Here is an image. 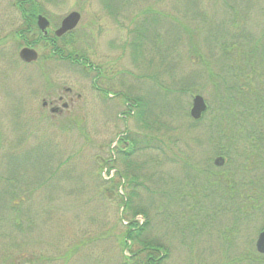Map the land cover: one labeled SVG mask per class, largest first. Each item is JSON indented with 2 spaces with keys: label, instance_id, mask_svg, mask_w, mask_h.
I'll list each match as a JSON object with an SVG mask.
<instances>
[{
  "label": "rangeland",
  "instance_id": "1",
  "mask_svg": "<svg viewBox=\"0 0 264 264\" xmlns=\"http://www.w3.org/2000/svg\"><path fill=\"white\" fill-rule=\"evenodd\" d=\"M43 7L55 27L81 13L73 40L105 68L111 86L99 85L114 97L98 94L82 68L50 62L42 46L35 64L22 62L12 0H0V264L23 256L32 264H138L144 242L164 249L161 264H249L242 256L256 252L264 205L243 221L215 207L208 172H229L240 187L246 161L234 156L217 167L210 130L232 105L226 87L243 51L264 47V0H47ZM56 87L60 95L72 89L80 117L45 115L43 100ZM196 95L209 105L198 122L190 116ZM124 97L145 102L148 125ZM132 140L134 156L124 158L119 149ZM119 174L122 185L112 188ZM259 175L264 169L245 171ZM129 198L143 212L135 221L148 224L128 248L131 211L122 201Z\"/></svg>",
  "mask_w": 264,
  "mask_h": 264
},
{
  "label": "trees",
  "instance_id": "2",
  "mask_svg": "<svg viewBox=\"0 0 264 264\" xmlns=\"http://www.w3.org/2000/svg\"><path fill=\"white\" fill-rule=\"evenodd\" d=\"M16 4L31 7L20 10L24 24L18 29L14 28L11 33L13 39L22 45H27L32 39L29 33L33 34L36 31V16L38 13L43 14V11L34 8L38 5L32 2H17ZM73 36L74 33H70L61 39L55 38L57 40L56 44H45L46 59L63 60L72 65L81 66L84 71L86 69L89 72L95 65L91 63L84 52L78 50L77 42L73 40ZM46 40L47 38H45ZM139 45L140 43L136 47H139ZM242 54L239 65L232 70L233 83H228L226 87V94L232 105L228 110L216 113L217 115L219 114L216 116L218 119L211 127L216 128L217 131L215 129L210 130L211 135H217L216 137H218L215 144L218 146V156L225 158L229 163L234 156L245 159L246 162L240 168L243 173L242 179H240V187L235 180V175H231L229 172L223 176L220 173L208 172L210 190H213L211 195H214L216 199L214 200L215 202L217 201L215 207L217 209L223 208V210L234 215L236 219L239 217L241 221L252 218L255 212L257 213L264 205V175L256 176L255 180L245 177V171L248 168L250 170L264 169V47L256 44L254 49L248 52L243 51ZM97 68L100 70V73L96 74L97 77H107L105 68ZM101 91L105 97L108 94L110 95L109 91ZM129 102H131L129 99L124 101V103ZM132 102V109H140L137 113L139 121L145 126L148 125L145 116V102H142L141 99H134ZM128 140L127 138L121 139L119 144L124 146V142ZM136 145L137 142L132 140L130 146L119 149V154L124 158L134 156ZM110 168L112 169L114 166H110ZM119 175V182L112 181V188L122 185L121 178L123 175ZM130 202L131 198L128 201H122L125 209L131 211V221L128 229L124 232L122 241L123 246L128 248V242L133 243L141 239L145 225L148 224V222H145V224L139 225L135 221V218L143 215V212L133 209L130 206ZM231 230L227 231V233H232ZM143 245L144 247L138 253L145 254V256L139 260L138 264H161L163 258L159 257L158 253L164 249L148 242H144ZM242 257L249 260V264H264V255H260L257 252L248 251ZM32 262L28 257L25 258L23 256L19 257V259L17 258L13 264H32Z\"/></svg>",
  "mask_w": 264,
  "mask_h": 264
},
{
  "label": "flooded vegetation",
  "instance_id": "3",
  "mask_svg": "<svg viewBox=\"0 0 264 264\" xmlns=\"http://www.w3.org/2000/svg\"><path fill=\"white\" fill-rule=\"evenodd\" d=\"M46 1L47 0H12V8L15 11L16 16H17L16 23L18 21V24L15 27L16 29L20 28L24 24V21H23V19L21 17V14H20V10L24 9V8H31V7L22 6L20 4L17 5L16 4L17 2H19V3H21V2H32V3H35L38 6H36L34 8L41 9L43 11V14L42 13H38L37 16H36V20H35V29H36V31H35V33H33V34L29 33V34L32 35V39L30 40L29 44H27L25 46H22V49L23 48H30V49H34V50L37 51L38 46H42L45 49V44L49 45V44H56L57 43V40H55V38H57L55 36V32L60 27L62 21L60 22V25L58 27H55V26L52 25V23H51V21L49 19V16L46 13V9H45V7H43V5L45 4ZM39 16H43V17L47 18L48 21L50 22V26H49L47 34L42 33L39 30V28H38V18H39ZM45 38H47L46 41H45ZM58 39H61V38H58ZM76 57H78V56H76ZM52 61H53V59H51L50 62H52ZM36 62L27 64V65L35 64ZM58 62H65V61L62 60V61H58ZM44 63H45V57H44ZM66 63H68V62H66ZM79 67L81 68V66H79ZM85 72H87L86 69H85ZM88 73L93 75V77L91 78V80H92L91 84L93 85L92 88L96 92H98V94H101L103 96L104 93L101 90L107 91V89L103 88V87H100L99 83H102L103 85H105V87L106 86H111L110 83H109L110 82L109 79L107 77L101 78V77H97L96 76L97 73H100V70H98L96 65ZM112 88L113 87H110V89H112ZM55 91H57L56 96H54L55 93L48 92L47 99L43 100L42 111L45 112V115L46 114H50V118H57V117H63V116L71 117V115H76L75 117H78V116L80 117L81 112H82L81 109L77 108L75 100L73 98H70V95L72 94V89L71 88H66V87L63 88L61 95H60V90H58L57 87L55 88ZM121 95L123 97V94H121ZM118 96H119V98L121 97L119 94H118ZM109 97H114V96H112L110 94V95H108V98ZM76 99L78 101H80L82 99V96L79 94V95H77ZM124 99H127V98L124 97ZM46 112H48V113H46ZM79 120H80V118H77V120H74V122H79ZM124 143L127 144V145L129 144L128 141H125Z\"/></svg>",
  "mask_w": 264,
  "mask_h": 264
},
{
  "label": "water",
  "instance_id": "4",
  "mask_svg": "<svg viewBox=\"0 0 264 264\" xmlns=\"http://www.w3.org/2000/svg\"><path fill=\"white\" fill-rule=\"evenodd\" d=\"M81 19L82 16L79 12L70 13L63 19L62 24L60 28L55 32V35L60 38L67 33L73 32L79 26ZM49 26V21L45 17L39 16L38 27L43 33L47 34ZM19 56L20 59L25 63H32L38 60V53L30 48L22 49ZM206 110L207 105L204 98L201 95H196L193 98L192 109L190 111L191 118L195 121L200 120ZM224 161L225 160L222 157H219L217 158L215 164L220 167L224 164ZM256 249L259 254L264 255V230L261 232L257 239Z\"/></svg>",
  "mask_w": 264,
  "mask_h": 264
}]
</instances>
